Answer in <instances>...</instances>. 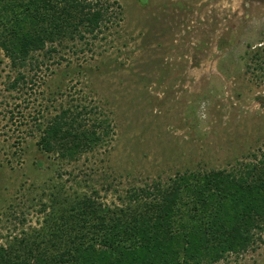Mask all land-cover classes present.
<instances>
[{"label": "rangeland", "instance_id": "rangeland-1", "mask_svg": "<svg viewBox=\"0 0 264 264\" xmlns=\"http://www.w3.org/2000/svg\"><path fill=\"white\" fill-rule=\"evenodd\" d=\"M112 1L118 22L46 59L17 91L0 51V246L40 228L58 189L122 206L128 189L264 150V0ZM81 106L110 122V137L59 164L38 147L40 126ZM220 264H264V234Z\"/></svg>", "mask_w": 264, "mask_h": 264}, {"label": "trees", "instance_id": "trees-1", "mask_svg": "<svg viewBox=\"0 0 264 264\" xmlns=\"http://www.w3.org/2000/svg\"><path fill=\"white\" fill-rule=\"evenodd\" d=\"M120 10L112 0H0V51L17 74L8 89L28 86L46 59L87 47ZM87 112L62 108L42 124L40 150L69 165L103 146L110 122ZM60 191L40 228L0 246V264H220L256 249L264 234V150L229 170L128 189L122 206Z\"/></svg>", "mask_w": 264, "mask_h": 264}]
</instances>
